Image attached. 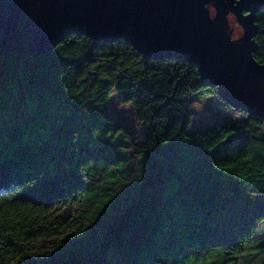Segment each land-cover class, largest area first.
I'll return each instance as SVG.
<instances>
[{"label": "trees", "instance_id": "16d2710c", "mask_svg": "<svg viewBox=\"0 0 264 264\" xmlns=\"http://www.w3.org/2000/svg\"><path fill=\"white\" fill-rule=\"evenodd\" d=\"M253 18L264 67V8ZM203 92L242 117L190 131ZM262 223L264 120L193 59L78 33L45 56L0 52V264H264Z\"/></svg>", "mask_w": 264, "mask_h": 264}, {"label": "water", "instance_id": "95a60500", "mask_svg": "<svg viewBox=\"0 0 264 264\" xmlns=\"http://www.w3.org/2000/svg\"><path fill=\"white\" fill-rule=\"evenodd\" d=\"M264 0H0V52L45 56L65 37L122 39L138 53L193 59L205 87L264 120V67L253 15Z\"/></svg>", "mask_w": 264, "mask_h": 264}, {"label": "rangeland", "instance_id": "374dc122", "mask_svg": "<svg viewBox=\"0 0 264 264\" xmlns=\"http://www.w3.org/2000/svg\"><path fill=\"white\" fill-rule=\"evenodd\" d=\"M185 105L191 112L190 131L203 129L215 122L238 120L242 117L237 110L223 106L218 99H215L208 92H203L195 101H187ZM135 114V108L131 105H122L116 100H113L110 105L111 118L134 131L138 141L141 142L144 139V129L143 125L136 120ZM75 210L74 207L70 206L64 210V213L71 215ZM260 230L264 233V223L260 225Z\"/></svg>", "mask_w": 264, "mask_h": 264}]
</instances>
